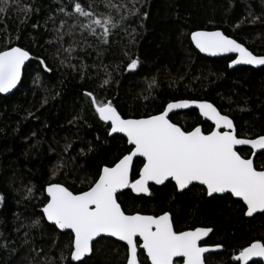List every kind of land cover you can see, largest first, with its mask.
<instances>
[{"label": "trees", "instance_id": "1", "mask_svg": "<svg viewBox=\"0 0 264 264\" xmlns=\"http://www.w3.org/2000/svg\"><path fill=\"white\" fill-rule=\"evenodd\" d=\"M80 2L87 5L88 0ZM19 3L21 8L31 5L32 11L25 15L13 7L0 14V48L10 36L7 46L31 53L18 89L8 96L0 93V264H67L61 254L68 257L71 233L43 219L33 226L42 216L44 189L58 182L74 192L87 190L103 166L132 147L124 136L108 135L109 126L94 108L86 107L85 91L111 100L125 118L158 114L173 100H207L233 119L240 137L264 135V66L230 69L233 57L204 56L190 39L192 31L220 29L254 54L264 55V0H134V8L133 0H113L127 4L135 15L120 23L127 9L110 10L118 26L111 30L108 44L100 42L99 30L93 36L80 27L87 23L85 18L58 11L69 0ZM93 10L109 11L100 0ZM71 11L69 5L65 12ZM61 20L67 21L63 29ZM69 31L71 36L57 39ZM69 45L74 47L71 54L65 51ZM129 57L140 61L131 72L126 70ZM37 58L52 71H44ZM105 79L108 85H103ZM177 113L170 119L185 130L211 126L197 110ZM67 145L71 147L65 151ZM239 151L251 155L249 148ZM255 159L258 165L264 163V156ZM141 160L134 163V176ZM58 162L65 167L53 175ZM28 188L33 189L31 197ZM151 192L146 196L126 190L119 201L129 214L170 212L178 231L211 227L208 242L223 245V250L207 255L208 264H237L232 259L236 252L253 241L264 242V214L246 217L245 205L229 194L209 197L204 187L195 185L181 195L172 183L153 185ZM126 254L124 243L102 237L94 243L88 264H126ZM145 255H140L142 264H150Z\"/></svg>", "mask_w": 264, "mask_h": 264}, {"label": "snow or ice", "instance_id": "2", "mask_svg": "<svg viewBox=\"0 0 264 264\" xmlns=\"http://www.w3.org/2000/svg\"><path fill=\"white\" fill-rule=\"evenodd\" d=\"M100 2L108 12L97 14L93 10L96 0H88L87 5L80 0H69L72 11L65 12L69 5L58 11L68 17L75 14L85 18L87 23L80 24V27L93 36L99 30L100 42L108 44L111 30L118 26L110 10L127 9L128 15H121L120 23L135 15V12L127 4L119 5L113 3V0ZM13 7L25 15L32 11L31 5L21 8L19 0H0V14L11 11ZM66 23V20H61L60 29ZM76 26L74 23L71 27ZM64 35L71 36L72 32H61L57 39L62 41ZM190 39L200 53L209 56L236 53L229 68L241 64L264 65V56L254 55L223 31H192ZM11 43V37L8 36L6 45L0 48V93H9L17 88L26 61L31 59L28 50L20 46H7ZM65 51L71 54L74 47L69 45ZM37 59L44 71H52L45 60ZM129 60L126 70H136L140 64L139 59L129 57ZM63 63L64 60H61ZM108 84L109 80L105 79L103 85ZM155 84L153 79L151 85ZM83 95L86 107L94 108L99 120L109 126L108 135L123 134L132 147L128 154L111 165L103 166L97 174L98 178L90 181L87 190L74 192L58 182L49 183L44 189L47 195L41 210L42 216L33 222V226H39L43 219L61 232L70 230L68 257L61 254V259L67 260V264H88L93 242L104 236L125 243L126 264H142L141 254H146L144 259L150 261V264H205L206 254L211 255L223 248L222 245L202 246L204 238L213 231L212 228L176 230L170 212L165 211L159 215L141 214L139 211L127 213L119 201V195L124 190L151 196L153 185L172 183L174 189L183 195L191 191V186L199 184L209 197L228 193L239 198L246 205L245 214L248 217L256 213L264 214V163L258 165L255 159L264 156V135L240 137L233 119L207 100H173L167 102L158 114L124 118L111 100H101L92 91H85ZM186 109L198 110L206 122H211L210 130L206 133L202 125L185 130L170 119V114H178L177 110ZM237 146H250L251 156L241 155ZM69 147L71 145H67L65 151ZM135 158H142V167L134 176ZM64 167L62 162H58L53 175ZM27 193L31 197L33 189L28 188ZM3 200L4 196L0 194V202ZM254 257L264 258V242H252L232 259L237 264H249Z\"/></svg>", "mask_w": 264, "mask_h": 264}, {"label": "water", "instance_id": "3", "mask_svg": "<svg viewBox=\"0 0 264 264\" xmlns=\"http://www.w3.org/2000/svg\"><path fill=\"white\" fill-rule=\"evenodd\" d=\"M200 30H203V31H216V30H219V31H222V30H220V29H216V30H206V29H200ZM196 31H198V30H196ZM232 38V37H231ZM234 39V38H233ZM237 42H239V41H237ZM239 43H241V42H239ZM193 44V43H192ZM242 45H244L243 43H241ZM193 46L195 47V45L193 44ZM245 47H246V45H244ZM247 48V47H246ZM196 49V48H195ZM197 51H199L198 49H196ZM249 51H251L250 49H248ZM252 52V51H251ZM253 53V52H252ZM202 55H204V56H207V57H233L232 59H234V58H236V56H237V54L236 53H227V54H221V55H218V56H209V55H207V54H205V53H201ZM254 54V53H253ZM254 55H257V54H254ZM257 56H264V55H257ZM30 57H31V53H30ZM29 61H26V65H27V63H28ZM231 62V61H230ZM229 62V63H230ZM241 66H248V67H253V68H260V67H263L264 65H246V64H241V65H234L233 67H231L230 69H234V68H237V67H241ZM23 73H24V70L22 71V78H23ZM22 81V80H21ZM21 84V83H20ZM20 84H18V86H17V88H15V89H13V90H11L9 93H1L2 95H5V96H8V95H10L11 93H13L16 89H18V87L20 86ZM210 102V101H209ZM212 103V102H211ZM187 110V109H186ZM180 111H185V110H177V112H180ZM198 111V110H197ZM173 114H170V117L172 116ZM125 118V117H124ZM203 118V117H202ZM203 120H204V118H203ZM205 121V120H204ZM210 122V121H209ZM211 123V122H210ZM113 135H115V134H113ZM119 135H122V136H124L123 134H119ZM125 137V136H124ZM126 138V137H125ZM242 138H246V137H242ZM255 138V137H254ZM127 139V138H126ZM131 146V145H130ZM238 148H240V147H249L250 148V146H237ZM137 159H142V158H135L134 159V163H135V161L137 160ZM174 183V182H173ZM197 185H199V184H197ZM157 186H162V185H157ZM124 191H126V190H124ZM123 191V192H124ZM135 194V193H134ZM225 194H227V193H224V194H215V195H225ZM135 195H146V196H148L147 194H135ZM235 199H237V200H239V198H236V197H234ZM141 214H143V213H141ZM258 213H256V214H254L253 216H255V215H257ZM147 215H153V214H147ZM252 216V217H253ZM246 217H248L247 215H246ZM64 232H70V230H65ZM209 235H210V233H209ZM104 237H107V236H104ZM107 238H113V239H116V238H114V237H107ZM207 237H205L204 238V240L206 239ZM100 238H97V240H99ZM96 240V241H97ZM117 240V239H116ZM96 241H94L93 242V245H94V243L96 242ZM118 241V240H117ZM120 242H122V241H120ZM255 242V241H254ZM262 242V241H261ZM122 243H124V242H122ZM125 244V243H124ZM249 246V245H248ZM247 247V246H246ZM220 250V249H219ZM219 250H216V252L217 251H219ZM93 253V252H92ZM92 253H91V255H92ZM90 255V256H91ZM255 260H259V261H262L263 263H264V258H258V257H254L252 260H250L249 261V263L250 262H252V261H255ZM205 264H207L206 262H205Z\"/></svg>", "mask_w": 264, "mask_h": 264}, {"label": "flooded vegetation", "instance_id": "4", "mask_svg": "<svg viewBox=\"0 0 264 264\" xmlns=\"http://www.w3.org/2000/svg\"><path fill=\"white\" fill-rule=\"evenodd\" d=\"M203 119V118H202ZM210 123V122H209ZM211 124V123H210ZM198 125H202L203 126V124H198ZM195 126H197V125H195ZM194 126V127H195ZM194 127H192V128H194ZM191 128V129H192ZM191 129H189V130H191ZM203 130L207 133L209 130H210V128L209 129H205V127L203 126ZM240 148H242V147H240ZM244 148H249V147H244ZM238 151H239V148H238ZM251 156V155H250ZM249 156V157H250ZM197 185V184H196ZM201 186V185H200ZM203 187V186H202ZM228 194V193H227ZM227 194H225V195H227ZM230 195V194H229ZM220 196H224V195H220ZM234 198V197H233ZM235 199V198H234ZM237 200V199H236ZM238 201H240V200H238ZM240 202H242V201H240ZM243 203V202H242ZM245 213H246V205H245ZM258 214H262V213H258ZM245 216H246V214H245ZM254 217V216H253ZM196 227H206V226H196ZM196 227H192V228H186V229H182V230H188V229H194V228H196ZM208 228H211V227H208ZM180 231V230H179ZM212 234V232L210 233V235ZM210 235L202 242V246H204V245H208V246H214V245H220V244H211V243H209L208 242V240H209V237H210ZM254 242V241H253ZM251 244V243H250ZM249 244V245H250ZM223 246V245H222ZM248 246V245H247ZM246 247V246H245ZM223 250V248L222 249H220L219 251H222ZM219 251H217V252H219ZM214 253H216V252H214ZM213 253V254H214ZM239 254V251L238 252H236L235 253V255H238ZM234 255V256H235ZM206 256H207V254H206ZM255 261H259V260H255ZM205 262H206V260H205ZM252 262H254V261H252ZM252 262H250V263H252ZM262 262V261H261ZM207 263V262H206ZM249 263V264H250ZM208 264V263H207Z\"/></svg>", "mask_w": 264, "mask_h": 264}]
</instances>
